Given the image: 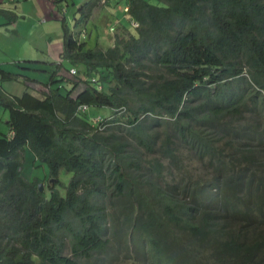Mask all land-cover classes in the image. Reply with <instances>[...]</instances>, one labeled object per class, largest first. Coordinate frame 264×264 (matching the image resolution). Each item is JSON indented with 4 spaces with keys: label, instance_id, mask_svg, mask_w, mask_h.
Here are the masks:
<instances>
[{
    "label": "trees",
    "instance_id": "16d2710c",
    "mask_svg": "<svg viewBox=\"0 0 264 264\" xmlns=\"http://www.w3.org/2000/svg\"><path fill=\"white\" fill-rule=\"evenodd\" d=\"M124 1L136 35L108 49L62 20L61 62L23 64L43 92L0 68V264H264V0Z\"/></svg>",
    "mask_w": 264,
    "mask_h": 264
},
{
    "label": "crops",
    "instance_id": "0c3cea01",
    "mask_svg": "<svg viewBox=\"0 0 264 264\" xmlns=\"http://www.w3.org/2000/svg\"><path fill=\"white\" fill-rule=\"evenodd\" d=\"M52 1L55 3L57 2L56 0H0V23L12 24L14 21L10 22L9 18L11 14L14 13L17 16L13 26L14 32L19 33L24 29L28 32V30L32 29L29 34V40L31 39V41L29 43V41L26 40L27 48H25L24 53H19L10 46L7 47L14 52L11 57L8 55V58H10V60H18L11 65L12 70L7 69L8 63L7 65L0 63L1 69L14 75L17 74L16 76L19 78L18 81L11 84L1 83L9 94L21 96L27 89L33 94L45 90L41 84L43 85L47 83L49 75L46 73H40L39 68L42 67L39 66L35 67L36 69L28 71L26 69V65L28 64H26V62L60 63L61 56L65 50L62 20L66 18L67 23L71 28L75 26V18H77L78 9L91 0H60L61 2L59 3V6L54 5ZM112 1L113 0H108L106 3L105 1H102L106 7L104 9L101 8V17L104 16L106 19H110L111 24L112 20H116V24L111 26L110 30L113 29L114 31L115 27H121L122 29L131 32L130 28L132 21L130 22L129 16L126 14V11H124V8L128 7L126 2L120 0L115 4H111ZM70 3L73 7L77 6L78 8L72 17V21L68 19V15L71 11H67ZM51 14L53 15L51 16ZM95 16L96 11L93 12L92 17L85 25L92 23ZM40 19V23L43 24H39ZM19 21L23 23L20 25V28L25 24L23 29H18ZM38 26L42 28L44 27V29L38 28ZM126 33L128 32L126 31ZM76 35L79 38L82 36L80 32ZM2 39L3 34H0V44ZM111 44L110 47H113V40ZM98 45L100 44L98 43ZM16 65H22L23 69L16 68ZM47 67L49 66L47 65ZM41 76L46 77L42 80ZM8 121L9 118H7V122ZM7 122L6 129L11 133ZM10 133L9 136L12 137V133Z\"/></svg>",
    "mask_w": 264,
    "mask_h": 264
},
{
    "label": "rangeland",
    "instance_id": "374dc122",
    "mask_svg": "<svg viewBox=\"0 0 264 264\" xmlns=\"http://www.w3.org/2000/svg\"><path fill=\"white\" fill-rule=\"evenodd\" d=\"M119 1L120 0H113L111 4H115L116 2H119ZM52 2L54 5L59 6V3H55L54 1ZM105 7H106L105 4L102 2L97 8H95L94 11H96V16L93 18L92 23H89L88 25H85V24L81 25L80 28L78 27L79 30H77L78 29L77 27H74V26L72 27L73 32L75 34H79V32L80 34H82L80 41L87 44V49H94L95 47L98 46V43L100 44L101 48L108 49L110 45H112L111 44L112 40H113V45H114V40L117 36H125L124 33H126V30L122 29L121 27H115L114 31L110 30L111 26H114L116 24V20H112V24H111L110 19H106L104 16L101 17L102 16L100 15L101 8L104 9ZM77 9H78L77 6L73 7L72 4L70 3L68 10H67V11L69 10L71 11L68 15V19L70 21H72V17L77 11ZM52 15L53 14H51V16ZM40 21L41 19L39 20V24H43V23H40ZM14 24H15V21L12 24L0 23V34H3V39L0 44V63H2L3 65H7L8 63V67H7L8 70H12L11 65L18 60H10V58H8V55L11 57V55H13L14 52L9 50L7 47L10 46L14 50H17L19 53H24L25 48H27L26 40L29 41V43L31 41V39L29 40V34L31 33L32 29L28 30V32L26 29H24L23 31L16 33L14 32V27H13ZM21 24L23 23L19 21L18 29L24 28L25 24L20 28ZM38 28H42V27L38 26ZM42 29H44V27ZM130 31L134 35H136V30L133 27L130 28ZM68 73L69 72H67V74ZM45 77L46 76H41V79L44 80ZM68 78L70 77L68 76ZM11 83H14V82H5V84H11ZM66 86L68 88L70 87L69 84H67ZM83 89H84V85H81L79 89L75 92V94H78ZM90 111L91 113L93 112V113L102 115L103 117H109L110 114H111V117L113 116V113H111L107 109L91 108ZM7 118H9L8 111H6L0 106V138L2 137V135H7L10 133L6 129L7 128L6 126ZM97 120H100V121L97 122ZM103 120L104 119L102 118H97L95 121V124H98L102 122ZM24 177L30 182H32L35 179L41 180L44 183L43 187L47 195V198L51 197L50 189L53 184L50 183L51 178H49V170L45 165L38 163V161L34 157L30 158L28 156V158L25 159ZM71 178H72L71 173H68L64 170L60 172L59 180L63 184L68 185ZM58 188L60 189L62 193H64V189L62 187H58Z\"/></svg>",
    "mask_w": 264,
    "mask_h": 264
},
{
    "label": "built area",
    "instance_id": "2783aa9c",
    "mask_svg": "<svg viewBox=\"0 0 264 264\" xmlns=\"http://www.w3.org/2000/svg\"><path fill=\"white\" fill-rule=\"evenodd\" d=\"M124 11H128V7L124 8ZM132 26L133 27H138V24L136 22L132 21ZM111 30L113 31V29H111ZM69 74L75 75L76 74V70L75 69L70 70ZM81 109L85 110V109H87V107L83 106V107H81ZM97 118H101V117H97ZM97 118L94 119V122L96 121ZM99 121L100 120H97V122H99Z\"/></svg>",
    "mask_w": 264,
    "mask_h": 264
},
{
    "label": "water",
    "instance_id": "95a60500",
    "mask_svg": "<svg viewBox=\"0 0 264 264\" xmlns=\"http://www.w3.org/2000/svg\"><path fill=\"white\" fill-rule=\"evenodd\" d=\"M57 181H58V180H56V179H52V180H51V183H52V184H55ZM39 188H40V191H41V192L44 191L43 184H39Z\"/></svg>",
    "mask_w": 264,
    "mask_h": 264
},
{
    "label": "clouds",
    "instance_id": "9594fccd",
    "mask_svg": "<svg viewBox=\"0 0 264 264\" xmlns=\"http://www.w3.org/2000/svg\"><path fill=\"white\" fill-rule=\"evenodd\" d=\"M52 180V179H51ZM51 180H50V183H51ZM43 184V183H42ZM43 186H44V184H43ZM44 188V187H43Z\"/></svg>",
    "mask_w": 264,
    "mask_h": 264
}]
</instances>
